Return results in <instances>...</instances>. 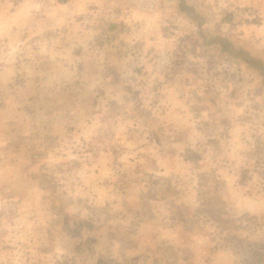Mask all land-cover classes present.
Instances as JSON below:
<instances>
[{"label": "rangeland", "instance_id": "rangeland-1", "mask_svg": "<svg viewBox=\"0 0 264 264\" xmlns=\"http://www.w3.org/2000/svg\"><path fill=\"white\" fill-rule=\"evenodd\" d=\"M9 2H0V264H203V248L225 224H213L207 200L222 190H242L238 235L264 249V133L253 151L240 141L217 160V149L203 145L200 93L176 97L167 115L114 111L108 94L94 100L77 83L79 70L29 62L34 55L11 35ZM212 9L220 19L211 28L228 40L249 45L250 29L264 34V0ZM161 57L168 64L158 66ZM176 61L174 52L159 53L154 71L163 75ZM249 203L258 222L244 213ZM232 226L224 225L229 237Z\"/></svg>", "mask_w": 264, "mask_h": 264}, {"label": "crops", "instance_id": "crops-1", "mask_svg": "<svg viewBox=\"0 0 264 264\" xmlns=\"http://www.w3.org/2000/svg\"><path fill=\"white\" fill-rule=\"evenodd\" d=\"M9 4L10 22L15 25L11 35L21 37L23 43L16 42L34 55L28 60L36 67H54L61 74L79 70L77 83L90 86L94 100L108 94L116 101L114 111L137 108L149 115L164 110L167 115L174 100H194V92L200 93L203 145L217 149L216 159L221 160L223 150L239 148L240 141L248 143L251 151L256 149L252 142L264 133V48L258 44L264 34L250 29L248 45L211 28V19H220L214 6L236 8L241 0H154L151 12L136 9L129 0H10ZM21 17L24 24L19 23ZM14 47L12 54L20 51ZM163 52H174L179 61L160 75L153 62ZM199 69L200 78L193 74ZM173 85L185 88L177 90ZM217 177L223 178L221 173ZM242 194V190H222L216 194L217 202L207 200L213 224L225 223V228L230 224L234 230L230 237L224 225L218 235L212 232L216 236L208 240L210 249L203 248V264H264L258 240L253 248L238 235L245 223L237 198ZM250 203L244 205V213L256 222V207ZM229 211L233 216L226 217Z\"/></svg>", "mask_w": 264, "mask_h": 264}, {"label": "built area", "instance_id": "built-area-1", "mask_svg": "<svg viewBox=\"0 0 264 264\" xmlns=\"http://www.w3.org/2000/svg\"><path fill=\"white\" fill-rule=\"evenodd\" d=\"M136 9L140 11L151 12L154 10V0H129ZM167 57H161L157 60L158 66H163V64H168Z\"/></svg>", "mask_w": 264, "mask_h": 264}]
</instances>
